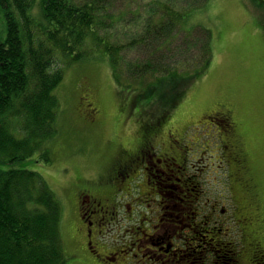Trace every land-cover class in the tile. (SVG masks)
Instances as JSON below:
<instances>
[{"label":"rangeland","instance_id":"1","mask_svg":"<svg viewBox=\"0 0 264 264\" xmlns=\"http://www.w3.org/2000/svg\"><path fill=\"white\" fill-rule=\"evenodd\" d=\"M154 1L111 0L112 14L117 17L125 12V16L105 33H110L116 42H129L142 28ZM158 1L182 9L189 0ZM138 10L139 15L134 13ZM183 25L188 29L204 27L211 32L212 61L169 116L163 138L166 141L170 130L176 137L184 138L189 151L188 169L197 175L203 202L209 203L210 210L216 208L215 222L222 223L237 240L238 249L245 250L243 264H256L250 250L251 239L242 238L245 239L247 216L249 233L264 246V7L253 0H210L190 12ZM0 27L4 32L1 22ZM181 28L177 42L185 37ZM136 47L123 52L125 61L146 57ZM199 49L198 43H190L183 54L169 53L168 62L182 60L191 64ZM63 64L61 60L60 65ZM64 73L54 90L60 101L56 132L44 142L51 160L46 161L42 151L37 150L24 159L0 163V167L34 170L48 182L62 205L60 227L65 264H104L86 246L79 216V191L86 181L102 183L100 189L105 191L116 186L115 182H108L112 176L109 164L114 156H121L124 146L134 148L138 144L145 128V124H139L141 114L145 113L121 92L108 58L98 49L66 64ZM220 107L232 111L237 125L234 135L210 118L209 113ZM233 139H238V150L245 155V176L253 177L260 185L256 195L247 189L244 173L240 174L233 159L237 150ZM141 211L136 209L134 218L128 220L123 210L112 224L107 242H123L128 237L126 230L137 223L135 217Z\"/></svg>","mask_w":264,"mask_h":264},{"label":"trees","instance_id":"2","mask_svg":"<svg viewBox=\"0 0 264 264\" xmlns=\"http://www.w3.org/2000/svg\"><path fill=\"white\" fill-rule=\"evenodd\" d=\"M209 1L189 0L180 9L156 0L136 36L120 43L105 33L125 16V12L117 17L112 14L111 0H0V22L4 26V32L0 27V163L24 159L37 150L46 161L51 160L44 142L56 132L60 101L54 90L64 79L66 64L93 48L106 55L121 92L145 113L140 121L146 129L168 119L193 81L211 64V32L183 25L190 12ZM253 1L264 7V0ZM134 13L140 14L139 10ZM181 26L185 37L177 42ZM190 43L200 47L191 64L168 62L169 53L183 54ZM134 46L146 57L125 61L123 52ZM61 60L65 64L60 65ZM147 116L156 119L150 121ZM243 173L247 189L256 195L259 183ZM196 203L197 196L191 208L193 219L183 231L184 236L188 233L187 243L183 238L177 240L191 249L178 255L180 264L203 262L206 240L196 222L200 212ZM214 213L212 209L211 217ZM61 217L62 205L40 173L0 167V264H65ZM212 221L206 232V239H211L206 254L210 264H243L245 250L238 249L237 240L222 223ZM252 235L244 229L242 240L251 239L250 250L255 242ZM259 248L254 261L264 264V246Z\"/></svg>","mask_w":264,"mask_h":264},{"label":"flooded vegetation","instance_id":"3","mask_svg":"<svg viewBox=\"0 0 264 264\" xmlns=\"http://www.w3.org/2000/svg\"><path fill=\"white\" fill-rule=\"evenodd\" d=\"M89 105L91 103L88 102ZM209 115L229 134H235L236 123L230 110L220 107ZM166 122L155 123L150 129L144 128L143 136L134 148L124 146L121 156L112 158L109 164L112 176L108 179V182L116 183L112 190H102V183L90 181L80 188L79 216L86 234V246L104 264H180L178 255L191 249L183 247L177 240L183 238L187 243L188 233L184 236L183 231L193 219L191 208L196 196L200 212L195 218L204 230L202 239L206 240V248L202 252V263L198 260H190L189 263L210 264L206 254L211 239H206V232H209V222L215 220V213L211 217L213 213L209 203L203 202L204 193L197 175L188 169L189 151L183 144L184 138L176 137L171 130L166 133V141L163 138ZM238 142V139L232 140L237 150ZM237 150L233 159L242 172H246L245 155ZM95 187L99 188L96 190ZM136 209L143 211L135 217L137 223L126 230L128 237L121 243L107 242L109 230L120 213L124 210L128 220H132ZM245 218L244 226L248 229L249 218ZM253 240L251 254L255 257L254 253L261 244L255 238Z\"/></svg>","mask_w":264,"mask_h":264}]
</instances>
